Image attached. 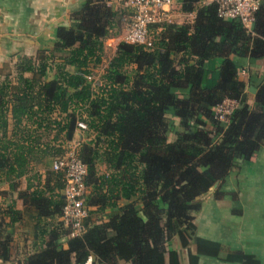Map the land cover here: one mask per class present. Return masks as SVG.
Masks as SVG:
<instances>
[{
	"label": "trees",
	"instance_id": "trees-1",
	"mask_svg": "<svg viewBox=\"0 0 264 264\" xmlns=\"http://www.w3.org/2000/svg\"><path fill=\"white\" fill-rule=\"evenodd\" d=\"M111 1L86 0L70 26L57 29L45 59L18 56L13 73L0 70V179L13 190L11 178L26 175L29 159L47 158L52 169L42 185L29 183L34 175L18 194L23 212L0 202V264L14 262V224L24 215L35 251L18 264H181V250L188 264L200 257L264 264L199 237L194 223L209 191L264 147V79L249 78L252 103L238 80L264 59V5L250 32L204 0H176L193 20L162 26L149 52L120 41L92 88L86 78L102 64L104 40L120 38L128 23ZM224 101L237 104L225 124L215 118ZM77 121L87 127L78 143L87 216L70 238L64 175L52 167L77 142ZM224 195L217 188L213 197Z\"/></svg>",
	"mask_w": 264,
	"mask_h": 264
},
{
	"label": "crops",
	"instance_id": "crops-1",
	"mask_svg": "<svg viewBox=\"0 0 264 264\" xmlns=\"http://www.w3.org/2000/svg\"><path fill=\"white\" fill-rule=\"evenodd\" d=\"M85 1L86 0H0V70L6 65H8V68L14 69L13 67L18 56H25L27 58H33L34 60H38L39 58L45 59L48 57L49 51L53 48L56 41L57 29L59 27H69L72 15L82 8ZM178 5L179 4H177V6ZM193 17V14L182 12L181 8L177 13L172 14L173 20L175 19L181 21L178 24H184L187 19L193 20ZM115 39L116 44L112 55H114L116 46L120 42L119 37ZM53 76V71H50L48 74V80H52ZM250 77L252 78V81H257V83L258 81L264 79V59L258 60L254 64L246 66L238 72V80L245 84L247 100L252 103L256 89L253 85H249L248 81ZM250 89H253L254 92H250ZM23 125L24 127L27 126L26 128H31L28 123L23 122ZM8 130L12 131L11 121H9ZM48 133H51V135L45 138L46 142H49L53 135L52 131H48ZM75 137L76 139L78 138L79 142H83L80 135H76ZM54 144L56 147L63 145L60 141H57ZM63 147L64 146H62V148ZM261 155L264 157V149L259 151L257 158L253 161L240 163L238 171L231 172L225 179L220 187V192H224L226 194L224 199L220 201L221 204L229 198L230 193H234L231 192L234 190H229L227 186L228 183L234 180L235 175L236 178L238 176L243 177L242 172L244 168L252 166L257 159L261 158ZM28 162L29 164L26 175L19 179L14 177L11 178L14 186L13 190L10 189V183L4 180V177H1L0 202L2 207L7 206L9 203H13L16 211L23 212L22 202L19 200L18 194L26 190L27 182L32 178V176L35 175L36 179L30 180L29 183H32V185H37L38 183L42 185L45 181L46 172L52 170L51 161L47 158H44L41 162L38 159H29ZM260 162H262L261 159L258 160V163ZM42 163H44L45 166ZM99 172H101L100 167ZM214 189L215 187L209 191L208 195ZM234 194L238 196V199L235 198V200L239 203L241 196L240 191L237 189V193ZM204 200L205 199H202V201ZM210 200H212V198H210ZM205 201L203 203H205ZM207 207L211 210L209 211V214H212L214 212V206ZM226 207L227 208L221 209L222 212L220 213V216H222V218L227 216V212H229L230 208H232L231 206ZM240 209L241 207H239L238 211H236L238 215H241ZM92 210H95V208ZM201 214L202 207L200 212L195 215L194 223L196 225V229L197 220L203 219ZM205 220L207 221V219ZM217 220L220 221V219ZM260 221H262V219ZM260 221L258 224H251L243 228L242 233L240 231L238 239L232 238L224 240L222 245L227 247L230 252L250 255L260 263H264V223ZM27 224L28 216L26 215L23 216L22 221L19 224H14V240L11 249L14 262L12 264L24 262L25 258L35 251L30 237L31 226L30 223L28 226ZM224 229L227 230L226 228ZM197 235L204 238L200 236L198 230ZM204 239L218 242L217 240L211 238ZM62 248L67 249L65 242L62 243ZM172 249L179 250L178 241L176 239H173L172 241ZM180 254L181 264H188L186 252L181 250ZM92 261L93 259H90L88 264H91ZM199 264L232 263H226L208 257H200Z\"/></svg>",
	"mask_w": 264,
	"mask_h": 264
},
{
	"label": "built area",
	"instance_id": "built-area-1",
	"mask_svg": "<svg viewBox=\"0 0 264 264\" xmlns=\"http://www.w3.org/2000/svg\"><path fill=\"white\" fill-rule=\"evenodd\" d=\"M202 6L214 5L217 16L224 20H237L244 29L250 31L254 24V16L259 8L264 5V0H204ZM108 7L126 13L128 23L120 37V41L142 47L145 51H152L154 42L162 32V26L173 24L172 14L176 11V0H113L107 3ZM182 25V24H177ZM95 88L97 82L92 76L86 78ZM237 104L224 101L215 109V118L225 124ZM87 130L83 121L76 122V135ZM77 142H69L63 148L64 152L53 163V170L63 173L65 186L62 196L65 201L62 221L72 232L73 238L81 234L82 220L87 216L85 208L86 190L84 178L86 170L79 159Z\"/></svg>",
	"mask_w": 264,
	"mask_h": 264
},
{
	"label": "rangeland",
	"instance_id": "rangeland-1",
	"mask_svg": "<svg viewBox=\"0 0 264 264\" xmlns=\"http://www.w3.org/2000/svg\"><path fill=\"white\" fill-rule=\"evenodd\" d=\"M176 7V11H174L175 13H177L181 8L180 5ZM191 21V19H187L184 23H190ZM179 22L181 21L175 19L173 20V24H178ZM115 40H104V55L102 64L94 69L92 73L94 81L97 82V85L102 79L104 68L113 56L112 52L116 44ZM4 69L6 71L4 74L7 72L13 73V69L8 68V65H6L2 70ZM262 149H264V147L259 151ZM260 157L261 158L259 159H261L262 162L258 163L259 159H257L252 166L244 168L242 172L243 177L238 176L236 178L235 175L234 180L227 185L229 190H234L231 192L237 193V189L240 191L241 196L239 203L235 200L238 196L234 193H230L229 198L223 204H221L220 201L226 196L224 192H222L225 194L224 197L218 200L214 199L213 194L217 188L220 191L221 185L216 186L209 195L207 194V196L203 198L206 200H204L205 203H203L204 201L202 202L201 215L203 219L197 220V230L200 236L217 240L223 244L224 240L232 238L238 239L240 231L242 233L243 228L251 224H258L261 219L262 221L260 222L264 223V157L262 155ZM236 171H238V169L234 172ZM210 198L214 201L210 200ZM207 206H214V212L212 214H209V211L211 210L208 209ZM226 206H231L232 208H230L229 212H227V216L224 215L225 217L222 218V216H220V213L222 212L221 209L227 208ZM239 207H241V215H238L236 212ZM205 219H207V221ZM217 219H220V221Z\"/></svg>",
	"mask_w": 264,
	"mask_h": 264
},
{
	"label": "water",
	"instance_id": "water-1",
	"mask_svg": "<svg viewBox=\"0 0 264 264\" xmlns=\"http://www.w3.org/2000/svg\"><path fill=\"white\" fill-rule=\"evenodd\" d=\"M253 30H254V24H252V25H251V27H250V32H253ZM250 92H252V93H253V92H254V90H253V89H250Z\"/></svg>",
	"mask_w": 264,
	"mask_h": 264
}]
</instances>
